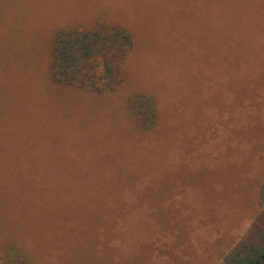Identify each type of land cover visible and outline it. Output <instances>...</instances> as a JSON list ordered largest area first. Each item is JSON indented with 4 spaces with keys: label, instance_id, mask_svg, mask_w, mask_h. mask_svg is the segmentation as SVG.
Wrapping results in <instances>:
<instances>
[{
    "label": "rangeland",
    "instance_id": "374dc122",
    "mask_svg": "<svg viewBox=\"0 0 264 264\" xmlns=\"http://www.w3.org/2000/svg\"><path fill=\"white\" fill-rule=\"evenodd\" d=\"M102 24L132 40L119 86L54 84L56 33ZM263 244L264 0H0V264L8 247L27 264H226Z\"/></svg>",
    "mask_w": 264,
    "mask_h": 264
},
{
    "label": "trees",
    "instance_id": "16d2710c",
    "mask_svg": "<svg viewBox=\"0 0 264 264\" xmlns=\"http://www.w3.org/2000/svg\"><path fill=\"white\" fill-rule=\"evenodd\" d=\"M131 46L132 40L126 30L103 24L90 31H59L51 50V81L98 94L113 91L121 83L122 63ZM129 110L132 116H137L141 128H153L154 109L149 99H133ZM225 261L226 264H264V244L261 248L232 249ZM1 262L28 263L27 259L13 255L10 247L1 256Z\"/></svg>",
    "mask_w": 264,
    "mask_h": 264
}]
</instances>
